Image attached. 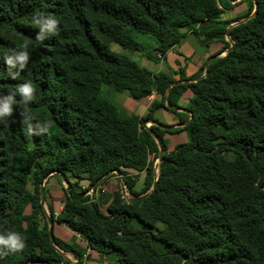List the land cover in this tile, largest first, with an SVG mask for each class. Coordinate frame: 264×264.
<instances>
[{
	"label": "trees",
	"instance_id": "trees-1",
	"mask_svg": "<svg viewBox=\"0 0 264 264\" xmlns=\"http://www.w3.org/2000/svg\"><path fill=\"white\" fill-rule=\"evenodd\" d=\"M250 3L243 17L253 14L231 26L241 17L222 18L228 0H0V94L25 81L35 89L28 120L14 106L0 122V232L25 238V247L0 264H72L61 251L82 263L88 248L118 264H264V0ZM33 10L57 18L58 33L37 41ZM135 32L153 37L156 45L145 55L154 60L188 32L203 46L223 47L203 77L171 87L168 106L173 75L111 46L144 50ZM24 42L28 65L12 79L2 57ZM103 85L134 98L158 97L145 115L129 114ZM187 91V112H179ZM160 108L185 124L159 122ZM150 120L159 124L146 126ZM45 123L48 131L41 130ZM181 131L187 141L169 151L166 135ZM160 146L157 181L143 197L117 190L98 200L73 199L62 185L58 215L41 202V184L46 198L49 177L62 174L79 194L86 191L82 180L95 190L118 171L131 196L142 195L155 181ZM48 215L86 246L55 235L53 244Z\"/></svg>",
	"mask_w": 264,
	"mask_h": 264
},
{
	"label": "crops",
	"instance_id": "crops-1",
	"mask_svg": "<svg viewBox=\"0 0 264 264\" xmlns=\"http://www.w3.org/2000/svg\"><path fill=\"white\" fill-rule=\"evenodd\" d=\"M228 1L231 2L232 6L226 9V11L222 13L223 19L234 20V19L241 17L239 20L233 21L231 23L232 25H234L237 22L245 20V18L248 17V16H245V17L243 16L250 9V6H251L250 0H228ZM190 36L195 37L197 39V37L192 32H188L185 38L181 42H183L185 39L189 38ZM181 42H179L173 48H171L164 58H161L160 60H158L161 63V67H159L157 71H153V72H165V73L172 74L176 82L178 83L195 82L199 78L205 75V66H206L208 59L212 57L214 54L219 53L223 47V44L213 43L209 47H205L202 44H198V47H197L198 50H194V49L188 50L187 55L185 56V62L180 63L179 58L175 54L180 51L179 44ZM141 44L143 45L145 52L152 49L156 45L155 40L150 37L145 38V40L143 41V43L141 42ZM118 52L123 53V50H120ZM225 53H226V50L221 52L220 55H224ZM191 63H192V67H190ZM202 69H203L202 74L197 75ZM181 71L184 72L187 79L180 80ZM188 80H191V81H188ZM191 95L192 93L190 91H187L179 100V104L181 108H175V109L179 112H187L184 109V107L187 105L188 98ZM157 97L158 95L156 92H153V94L149 95L148 97H143V98H134L131 95L130 96L128 95V96H123L122 99L118 103L117 102L116 103L119 104L121 108H125L127 113L137 114V115L142 116L148 112L151 103ZM154 117L159 122L166 124V125H170V126L181 127L185 124V123H180L179 116L163 108L157 109L154 112ZM147 123L149 125L152 124L151 121H147L146 126H149ZM166 138L168 140V150L169 151L174 149L178 144L184 143L187 141V135L184 131L174 133V134H168L166 135ZM156 160H158V158ZM156 160H155V163H156ZM158 164H159V160H158ZM158 164H155L156 165L155 173H157L158 171ZM60 176L61 177L59 176L49 177L48 183L52 184L53 187L52 188L50 187L47 193V196L45 198V208H46L47 213L49 214L48 204H50L52 208L54 209L55 216L58 215V213L64 207L65 194L62 190V185L66 187V183H65V179L63 178V176L62 175ZM144 178H145V173L141 172L139 174V177L136 179V185H135L136 190H140L142 188ZM53 180L57 182L58 185H55V182ZM72 181H74V179H72ZM82 183L89 184L88 181H83ZM105 184H106V193L109 195L114 193L117 190H120L123 193V195H127V193H130L129 189L127 188V186L124 185L123 179L118 173L117 175H113L107 178L105 183L99 186L98 189H100V187L103 188ZM109 185L112 188L110 191L108 188ZM93 193H95V195L97 196L98 190L97 189L94 190ZM93 193L87 194V195L93 196ZM103 204H105V208H106V203H103ZM52 227H53V233L56 237L66 242H77L83 247L86 246V241L82 238V236L76 231H74L73 229H71L66 224L54 221V223L52 224ZM65 255H66V258L69 259L72 264H74V260L76 259L75 256L71 253H65ZM115 262H116V259L114 256L101 255L96 250L88 248L86 254L83 256L82 263L84 264H114Z\"/></svg>",
	"mask_w": 264,
	"mask_h": 264
},
{
	"label": "clouds",
	"instance_id": "clouds-1",
	"mask_svg": "<svg viewBox=\"0 0 264 264\" xmlns=\"http://www.w3.org/2000/svg\"><path fill=\"white\" fill-rule=\"evenodd\" d=\"M31 24L37 29L35 39L37 41H43L45 37L50 38L56 35L58 29V19L52 16L43 14L41 11L33 10L31 15ZM3 63L9 70V75L12 79H15L18 73L25 69L29 61L28 44L24 42L18 45L16 50L11 54H5L3 57ZM35 89L30 82H22L15 88L9 89L7 94H0V122L9 118L14 106L20 109V114L25 120H28L31 116L26 111L27 106L33 101ZM16 97H19L17 103ZM39 126V125H38ZM42 131H48L49 126L47 123L41 127ZM33 129L29 124L28 132L32 133ZM25 247V238L18 232L11 229H6L0 232V257L9 253H15L22 250Z\"/></svg>",
	"mask_w": 264,
	"mask_h": 264
},
{
	"label": "rangeland",
	"instance_id": "rangeland-1",
	"mask_svg": "<svg viewBox=\"0 0 264 264\" xmlns=\"http://www.w3.org/2000/svg\"><path fill=\"white\" fill-rule=\"evenodd\" d=\"M134 36H135L136 40L139 41L140 43L141 42L143 43L145 38H148V37L153 38L152 36H150L148 34H143V33H138V32H135ZM198 44H200L199 41L195 37H191V36L189 38L185 39L183 42H181L179 44L180 51L178 53H176L175 55L179 58L180 63H184L185 62V56L187 55V51L188 50H193V49L194 50H198V48H197ZM111 46H112V48L115 51L123 50V53H126L127 55H129L133 60L137 61L141 66L146 67L147 69H150L152 71H157L159 69V67H161V63L158 60L151 59V58H149L148 56L145 55V50L131 51L129 49L121 48L117 43H112ZM190 67H192V63L190 64ZM102 91L109 99H111L115 103L116 102L118 103L122 99L123 96H128L129 95L128 92H118V91H116L115 89H113L112 87H110L108 85H103L102 86ZM118 106H119V104H118ZM121 110L126 112L125 108H121ZM155 164H158V160H156ZM59 177H61V176H59ZM83 181H85V180H82L80 182V185H79L80 187L79 188H81L83 190H86V192H87L88 189H89L88 188L89 184L82 183ZM55 185H58L57 182H55ZM46 186H47L48 189H50V187L51 188L53 187V185L49 184V183H47ZM98 188H96L98 190V195L97 196L95 195V193H93V196L89 195L93 200H98L100 198L101 194H107L106 193V184L103 186V188L102 187H100V189H98ZM108 188H109V191L112 189L110 185L108 186ZM103 189H105V190H103ZM124 196L126 198H129V197H131V194L127 193V195H124ZM101 210H102V212L107 214V209L105 208V204L101 205ZM114 264H118V263L115 262Z\"/></svg>",
	"mask_w": 264,
	"mask_h": 264
},
{
	"label": "water",
	"instance_id": "water-1",
	"mask_svg": "<svg viewBox=\"0 0 264 264\" xmlns=\"http://www.w3.org/2000/svg\"><path fill=\"white\" fill-rule=\"evenodd\" d=\"M255 6H256V2H255ZM253 12H254V10H253ZM253 14V13H252ZM251 14V15H252ZM250 15V16H251ZM250 16H248V17H250ZM248 17H246L245 19H247ZM243 21V20H242ZM240 22V21H239ZM238 23V22H237ZM231 26H232V24H231ZM231 46H232V43H231ZM230 49V47L229 48H227L226 49V51H228ZM213 57V56H212ZM212 57H210L209 59H208V61H207V63H206V66H205V74L207 73V71H208V68H209V62H210V60L212 59ZM188 81H191V80H188ZM178 82H176V81H173L170 85H169V87L167 88V94H166V102H167V105L168 106H170V104H169V102H168V94H169V92H170V90H171V87L174 85V84H177ZM151 121V120H150ZM152 123H154V124H159L158 122H156V121H151ZM150 132L153 134V136H155L156 137V134H155V132L153 131V130H150ZM162 154H163V149H162V147L160 146V153H159V157H158V160H159V163H160V161H161V156H162ZM59 172V171H58ZM118 174H120L118 171H116ZM60 173V172H59ZM158 173H159V164H158V171H157V173H155V181H154V183H153V186L146 192V193H144V194H142V195H139V196H131V197H129V198H134V199H137V198H140V197H143V196H145V195H147L149 192H151V190L154 188V186H155V184H156V181H157V176H158ZM61 174V173H60ZM62 176H63V178L65 179V182H66V190H67V193H68V195L71 197V198H73V199H79V198H81V197H83V196H85L86 194H87V192L85 191V192H82V193H79V194H75L74 193V190H73V187L71 186V184L66 180V178H65V176L62 174ZM47 177V176H46ZM45 177V178H46ZM93 186H94V184L91 186L92 188H93ZM40 196H41V202H42V204L44 205V207H45V193H44V183H42L41 184V188H40ZM48 221H49V234H50V240H51V242L53 243V244H56L55 243V236H54V233H53V227H52V224H53V221L51 220V218H50V216L48 215ZM64 255H65V253L63 252V251H61ZM66 256V255H65ZM39 262H43V261H39Z\"/></svg>",
	"mask_w": 264,
	"mask_h": 264
},
{
	"label": "built area",
	"instance_id": "built-area-1",
	"mask_svg": "<svg viewBox=\"0 0 264 264\" xmlns=\"http://www.w3.org/2000/svg\"><path fill=\"white\" fill-rule=\"evenodd\" d=\"M153 94V93H152ZM120 175V174H119ZM122 177V175H120ZM87 194H92L94 192V189L91 187L88 189ZM74 264H84V263H79L77 259L74 260Z\"/></svg>",
	"mask_w": 264,
	"mask_h": 264
}]
</instances>
